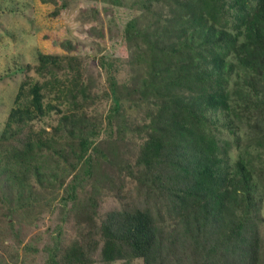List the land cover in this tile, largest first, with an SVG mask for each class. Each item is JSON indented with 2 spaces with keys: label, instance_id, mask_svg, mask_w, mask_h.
<instances>
[{
  "label": "trees",
  "instance_id": "trees-1",
  "mask_svg": "<svg viewBox=\"0 0 264 264\" xmlns=\"http://www.w3.org/2000/svg\"><path fill=\"white\" fill-rule=\"evenodd\" d=\"M109 1L123 30L103 63L109 91L99 95L93 81L85 80L89 55L69 38L67 27L58 28L70 12L67 0H32L38 14L47 10L48 21L39 16L37 23L52 27L40 33L49 51L38 48L35 67L47 79L21 81L0 143L12 147L7 162L26 165L45 187L64 188V204L72 201L75 236L66 241L61 231L54 235L45 248L46 264H263L258 223L264 196L256 173L264 178V0H161L170 17L162 23L157 15L147 27L140 26L137 14L127 17L135 11L123 0ZM132 44L140 50L135 62L144 68L133 87L118 83L111 59L115 48ZM241 70L245 82L231 91ZM131 95L154 108L147 111L148 122L132 128L144 132L145 140L128 174L137 181L138 197L167 202L178 217L172 230L123 192V180L116 192L122 206L104 214L97 185L80 195L100 161L117 153L113 140L104 149L98 139L104 131L113 133ZM102 98L112 100L109 110L91 113L88 109ZM53 114L56 124L35 128V121ZM233 116L255 130L256 154L247 149L231 159L230 142L220 133L228 130L239 141ZM43 151L64 161L62 175L53 174L58 184L45 183L40 165L33 164ZM24 173L19 178L3 168L0 182L9 188L22 184L28 178Z\"/></svg>",
  "mask_w": 264,
  "mask_h": 264
},
{
  "label": "rangeland",
  "instance_id": "rangeland-1",
  "mask_svg": "<svg viewBox=\"0 0 264 264\" xmlns=\"http://www.w3.org/2000/svg\"><path fill=\"white\" fill-rule=\"evenodd\" d=\"M123 2L127 10L135 11L128 12L127 17L137 14L141 27L144 25L147 27L156 20L157 15L162 16V23L171 15L169 6L161 0H123ZM67 3L70 10L65 17L67 21L58 28L67 27L69 38L79 42L83 53L89 55L84 64L85 80L91 79L94 84L92 90L101 95L105 90L109 91V71L103 63L105 59L110 58L112 45L123 30L122 24L109 0H67ZM143 3L147 5L151 3L150 9H147ZM46 14L47 10H44L42 15L38 14L32 0H0V135L13 107L14 97L21 81L26 76L33 80L47 79L35 70L38 63L37 50L42 45L39 39L40 33L46 31V28H52L48 25L40 26L37 23L39 16L41 17L39 19L47 22ZM140 44V49L143 50L146 45L143 42ZM42 48L49 51L44 43ZM115 49L117 54L111 57L115 65L112 73L117 77L118 83L120 85L129 83L131 87L138 85V78L144 74L143 65L135 62L140 50L133 44L125 45L122 49ZM228 58L234 60L230 56ZM27 64L31 66L28 71L24 67ZM240 73V76L235 75L232 78L229 86L231 91L234 90L237 82H245L246 73L243 70ZM232 97H234L233 93ZM112 104L111 99L102 98L88 110L95 114L107 112ZM152 108H154L152 104L137 99L136 95L129 96L123 107L124 115L118 120L113 133L109 136V133L104 131L98 139L104 149L113 140L118 151L116 154L106 156L104 162L100 161L101 165L97 167L95 177L92 176L86 183V187L80 189V195L90 194L94 190L93 187L97 185V191L104 196L100 205V212L104 214L122 206L116 192L123 180V192L131 199L138 200L142 206L155 211L161 225L172 230L178 222V217L170 211L167 202L154 200L152 197L151 199L138 197L137 181L128 174L127 168L129 165H134L139 146L145 140L144 132L139 133L132 128L134 125L148 122L147 111ZM233 117L239 141L228 130L222 129L220 133L221 137L230 142L231 159L236 160L247 149H251L256 154L255 130L247 124V121H240L239 117ZM56 123L57 115L53 114L43 120L35 121L34 125L39 129ZM120 126L127 133L124 137H120L123 136L120 134L122 131ZM60 141L62 142L63 139ZM11 148L10 145L0 143V170L11 168L19 178L26 172L28 178L24 183L11 188L4 184V181L0 182V264H46L48 254L45 248L52 244L54 235L61 231L66 241L75 236V216L70 211L72 201L64 204L61 201L64 188L45 187L34 173L27 170L26 165L15 163L13 160L7 162L5 156ZM256 162L260 166L263 164L259 157ZM33 164L40 165L41 172L45 174L43 178L45 183L52 181L58 184L53 174L62 175L64 161L58 160L55 153L43 151ZM261 175L258 170L256 178L264 196V178ZM258 224L264 264V200ZM112 264H143V262L119 260Z\"/></svg>",
  "mask_w": 264,
  "mask_h": 264
}]
</instances>
